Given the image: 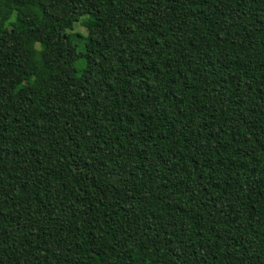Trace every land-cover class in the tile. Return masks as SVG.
<instances>
[{
	"label": "trees",
	"instance_id": "1",
	"mask_svg": "<svg viewBox=\"0 0 264 264\" xmlns=\"http://www.w3.org/2000/svg\"><path fill=\"white\" fill-rule=\"evenodd\" d=\"M0 264H264V0H0Z\"/></svg>",
	"mask_w": 264,
	"mask_h": 264
},
{
	"label": "rangeland",
	"instance_id": "2",
	"mask_svg": "<svg viewBox=\"0 0 264 264\" xmlns=\"http://www.w3.org/2000/svg\"><path fill=\"white\" fill-rule=\"evenodd\" d=\"M76 43L83 41L87 37H95V31H89L80 23L74 25L73 31L70 33Z\"/></svg>",
	"mask_w": 264,
	"mask_h": 264
}]
</instances>
